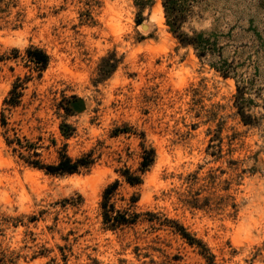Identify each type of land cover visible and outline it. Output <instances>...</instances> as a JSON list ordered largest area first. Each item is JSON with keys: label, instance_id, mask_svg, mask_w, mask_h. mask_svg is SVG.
I'll return each instance as SVG.
<instances>
[{"label": "rangeland", "instance_id": "rangeland-1", "mask_svg": "<svg viewBox=\"0 0 264 264\" xmlns=\"http://www.w3.org/2000/svg\"><path fill=\"white\" fill-rule=\"evenodd\" d=\"M0 55V264H205L171 220L215 264H264V0H0ZM15 136L43 163L93 164L46 174ZM141 142L155 160L130 185L118 171L138 172ZM115 180L139 218L110 230Z\"/></svg>", "mask_w": 264, "mask_h": 264}, {"label": "trees", "instance_id": "trees-1", "mask_svg": "<svg viewBox=\"0 0 264 264\" xmlns=\"http://www.w3.org/2000/svg\"><path fill=\"white\" fill-rule=\"evenodd\" d=\"M177 31V30H176ZM181 43H191L182 35L178 37ZM26 55L29 60L36 65L38 70H44L49 63V55L40 47L31 45L26 48ZM3 56L0 55V61ZM22 93L18 90V85L15 83L9 91V94L3 99V104L8 107H15L20 104ZM79 98L72 95L66 98L64 104H60L66 114H72V103L78 102ZM2 125H5V120H2ZM126 132V130H123ZM122 131V132H123ZM119 132V131H118ZM5 142L11 146L13 151H17L19 156L23 158L25 163L33 168L43 170L46 174L50 175H65L78 173L81 169H89L93 164V159L89 155L80 156L78 158L70 157L65 151L58 153V158L55 163L46 164L41 162L38 158L39 153L33 149L30 144L24 145L18 137L9 138L5 137ZM142 148L141 159L138 167V172L133 173L129 168L120 169L118 172L122 175L125 182L130 185H138L142 183V174L145 173L155 160V150L153 147H146L143 142L140 143ZM23 149L29 153L26 157L20 152ZM36 157V158H33ZM119 186V181L115 180L108 184L102 191V199L100 201V213L102 223L106 229L116 230L124 225H132L138 221L139 213L130 212L129 210H119L111 201ZM132 202L135 200L132 199ZM173 223V231L185 240L189 245L199 248V253L205 260V264H215L214 255L209 252L207 246L201 239H197L194 235L189 233L187 229L177 220H171Z\"/></svg>", "mask_w": 264, "mask_h": 264}, {"label": "water", "instance_id": "water-1", "mask_svg": "<svg viewBox=\"0 0 264 264\" xmlns=\"http://www.w3.org/2000/svg\"><path fill=\"white\" fill-rule=\"evenodd\" d=\"M143 28H146V25H142Z\"/></svg>", "mask_w": 264, "mask_h": 264}]
</instances>
